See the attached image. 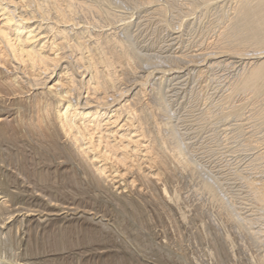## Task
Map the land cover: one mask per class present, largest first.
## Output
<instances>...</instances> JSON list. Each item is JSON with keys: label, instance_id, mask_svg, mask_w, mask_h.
I'll use <instances>...</instances> for the list:
<instances>
[{"label": "bare ground", "instance_id": "1", "mask_svg": "<svg viewBox=\"0 0 264 264\" xmlns=\"http://www.w3.org/2000/svg\"><path fill=\"white\" fill-rule=\"evenodd\" d=\"M139 1L170 39L136 43L115 0H0V264H264V104L229 111L257 152L231 169L250 214L187 155L170 107L174 82L216 69L237 72L228 98L264 102V0ZM211 11L216 39L189 51L180 30Z\"/></svg>", "mask_w": 264, "mask_h": 264}, {"label": "rangeland", "instance_id": "2", "mask_svg": "<svg viewBox=\"0 0 264 264\" xmlns=\"http://www.w3.org/2000/svg\"><path fill=\"white\" fill-rule=\"evenodd\" d=\"M116 2L118 0H115ZM121 1V2H119ZM117 3L115 2V10L118 14L122 15L123 13L122 12H125V17H128L129 15V18L131 17L133 22H134V26L132 27V32L135 33L133 34L134 36V39L135 37L137 39H135L136 43L138 41V43L142 46L144 45H153V43H156V42H159L161 40V38L166 37L169 38L172 33H167L165 30H162L163 29V25L160 23L159 25V22L158 20L155 21V19L153 18H144V14H142L141 16L143 17L142 19L140 18L139 16V13L138 12V8H137V3L139 4L140 1L139 0H119ZM136 1V2H135ZM119 3V4H118ZM131 4V5H130ZM136 4V5H135ZM235 4H231L229 3L227 5V9L230 8V7H234ZM117 7V8H116ZM122 7V9H120ZM136 7V9H135ZM137 10V11H136ZM215 11H211L209 13V15L207 14V16H203L201 17V19L203 21H198V23L191 27L190 29L188 28L187 30L186 29H181L180 32L181 34L185 33V36L183 34V38L185 37L187 41L186 43V46H188V44L190 45L189 47H187V49L190 51V50H194L196 49V41H198L199 39H204V40H208L210 38V40H208V42L210 41H214L216 39V30H214L212 28V26L214 27L216 23H214V20L216 21L217 19V16L215 14H213ZM135 14V15H134ZM131 15V16H130ZM211 15V16H210ZM134 17V19H133ZM169 19L166 18V20L168 21H172L174 23H176V20L173 19L172 15H168ZM143 21H141V20ZM147 21H146V20ZM152 21H151V20ZM214 19V20H213ZM136 20V21H135ZM138 20V21H137ZM149 20V21H148ZM141 21V22H140ZM146 21V23H145ZM213 21V23H212ZM139 22V23H138ZM202 22V23H201ZM149 23V24H148ZM158 23V24H157ZM211 25H210V24ZM137 24V25H136ZM138 24H141L140 26H138ZM146 24V25H145ZM200 24V25H198ZM138 26V27H137ZM146 26V27H145ZM158 26V27H157ZM206 28H205V27ZM209 26V28H208ZM134 28V29H133ZM139 28V29H138ZM211 28V29H210ZM141 29V30H140ZM211 30V33H210V30ZM137 30V31H136ZM143 30V31H142ZM214 30V31H213ZM140 31V32H139ZM179 31V30H176V32ZM184 31V32H183ZM191 31V32H190ZM206 32V33H204ZM208 32V33H207ZM202 34V36H201ZM208 34V35H207ZM213 36H212V35ZM215 34V35H214ZM169 36V37H168ZM175 36V35H174ZM176 36H178V34H176ZM188 36V37H187ZM211 36V37H209ZM140 38V39H139ZM153 38V39H152ZM171 38V37H170ZM169 38V39H170ZM191 38V39H190ZM215 38V39H214ZM139 39V40H138ZM193 39V40H192ZM195 42V45H194V42L192 43L191 41ZM154 41V42H153ZM144 43V44H143ZM214 43V42H213ZM146 45V46H147ZM235 69H232L231 71L230 70H222L221 69H216L215 71H213L210 76H209V79L210 80L208 82V80H204V82L202 83H199L197 82L196 84V81H190V82H185L183 81L182 83V80H180L177 84L176 82H174V84L176 86H174L173 84L171 86H173L174 88H172L170 86V89H172V95L174 96L172 98V102H171V110H172V114L173 115H176V116H173L172 115V120L174 121V124H176L177 122V128L178 130H181L180 131V134H181V137H183V142L185 140V142L187 141V143L184 144L186 145V152H187V148L189 146L190 149H189V153L192 152V155L193 156V160L195 162H197L198 164L200 163L201 166H202V169L204 171V168L206 169V173L205 175H208L207 178H210V175L213 176L214 179L218 180L219 181V184L222 185L221 188H220V192H222L224 194V196H228L231 198H228L227 199H232L233 197V201H235L239 207H243V208H246L243 212H246L248 214H250L251 212H249V208L252 207V206H247L248 202L249 204L251 203V201H247L246 199H248V196L245 197L247 195V193L245 194L243 191H247V189L244 188V186L242 185L241 181H239L237 178H235L232 174V170H234V168H239V169H242L244 171H248L250 172L249 169V163L250 160L249 158H253V155L256 154L257 152H252V151H248V149H242L243 147V144L242 143V140L244 141V137H240V140L239 139H233L234 136L236 134V127L237 125L241 122L240 120H238L235 116L233 115H230V112H231V107H233V105H247L246 103L250 104L244 108H246L244 110L245 112V115L246 117H250L252 114H254L255 110L259 109V107L261 106L260 104H264V102H261V103H256L257 101L255 100L254 101V98L252 99V96H248L246 94H236L233 95V96H230V98H228V94H230V92L227 91L228 87L230 86V84L235 80V74H237V72L233 71ZM233 73V75H232ZM226 76V77H225ZM214 77H216L214 79ZM211 78V79H210ZM218 78V79H217ZM214 79V80H212ZM232 80V81H231ZM214 81V82H213ZM230 82V83H229ZM190 83V84H189ZM192 83V84H191ZM229 83V84H228ZM183 84H188V86L186 85H183ZM207 84V85H206ZM199 85V87H198ZM206 87H204V86ZM214 85V86H213ZM216 85V86H215ZM229 85V86H228ZM183 86V87H182ZM202 86L204 87V89L202 88ZM210 87V88H209ZM214 87V88H213ZM220 87V88H219ZM182 88V89H180ZM194 88V89H193ZM207 88V89H206ZM186 89V90H185ZM193 89V90H192ZM206 89V90H205ZM216 89V90H215ZM225 89V90H224ZM186 91V92H185ZM227 91V92H226ZM204 92V93H203ZM211 92V93H210ZM207 93V94H206ZM176 94V96H175ZM171 95V93H170ZM180 95V96H179ZM215 95V96H214ZM226 95V96H225ZM190 97V98H188ZM225 97V98H224ZM227 97V98H226ZM243 97V99H242ZM177 101H175V99ZM202 98V100H201ZM204 98V99H203ZM206 98V99H205ZM241 98V99H240ZM247 98V99H246ZM264 98V96L262 97ZM261 98V100H262ZM225 99V100H224ZM230 99H232L230 101ZM251 99V100H249ZM196 100V101H195ZM228 100V103L230 102V106L228 105H224V103L227 104V101ZM247 100V101H246ZM182 101V102H181ZM184 101V102H183ZM225 101V102H224ZM242 101V102H241ZM251 101V103H250ZM254 101V102H253ZM264 101V99H263ZM174 102V103H173ZM197 102V103H196ZM218 102V103H217ZM178 103V104H177ZM255 103V104H253ZM217 104V105H216ZM233 104V105H232ZM224 107H223V106ZM179 106V107H178ZM251 106H253L251 108ZM257 106H259L257 108ZM175 107V108H174ZM185 107V108H184ZM197 107V108H196ZM173 108V109H172ZM193 108V109H192ZM210 110H209V109ZM228 108V109H227ZM248 108V109H247ZM257 108V109H256ZM175 109V110H174ZM194 110V111H193ZM228 110V111H227ZM250 110V111H248ZM253 112H252V111ZM174 111V112H173ZM178 111V113H177ZM221 111V112H220ZM230 111V112H229ZM223 112V113H222ZM225 112H226V115H225ZM252 112V114H251ZM220 113V114H219ZM216 114V115H215ZM218 114V115H217ZM229 114V115H228ZM248 114V115H247ZM178 115V117H177ZM181 115V116H180ZM198 115V116H197ZM223 115V116H222ZM250 115V116H249ZM200 116V117H199ZM211 116V117H210ZM218 116V117H217ZM226 116V117H225ZM229 116V117H228ZM232 116V118H231ZM174 117V118H173ZM182 117V118H181ZM203 117V118H202ZM224 117V118H223ZM194 118V119H193ZM197 118V119H196ZM220 118V119H219ZM223 118V119H222ZM227 118V119H226ZM212 119V120H211ZM230 119V121H229ZM232 119V120H231ZM237 119V120H235ZM179 120V121H178ZM181 120V121H180ZM191 120V121H190ZM194 120V121H193ZM222 122H220V121ZM226 120V121H225ZM234 120V121H233ZM176 121V122H175ZM225 121V122H224ZM232 121V122H231ZM252 121V120H251ZM250 120H247L244 122V131L246 130L247 132H250L249 130L251 129H254V128H257V127H254V125H256V123L254 124V120L252 121V123H249L251 122ZM182 122V123H180ZM210 122V123H209ZM229 122V123H228ZM206 123V125H205ZM213 123V124H212ZM217 123V124H216ZM222 123V124H221ZM180 124V125H179ZM211 126H210V125ZM237 124V125H236ZM250 124V125H247ZM190 125V126H189ZM223 125V126H222ZM229 126V127H228ZM231 126V127H230ZM233 126V127H232ZM249 126L251 128H249ZM254 127V128H253ZM196 128V129H195ZM214 128V129H213ZM226 130H224V129ZM233 128L234 129V132H233ZM236 128V129H235ZM184 129V130H183ZM200 129V130H199ZM220 129V130H219ZM187 130V131H186ZM191 130V131H190ZM195 130V132H194ZM231 130V131H230ZM255 130V129H254ZM226 133H225V132ZM245 131V133H247ZM183 132V133H182ZM216 132V133H215ZM258 130H255L254 133H256L257 135H255V138H261L262 135L261 133H257ZM185 133V135H184ZM189 133V134H188ZM199 133V134H198ZM222 134V135H221ZM233 134V135H232ZM214 135V136H213ZM186 136V137H185ZM198 136V137H197ZM185 137V138H184ZM232 137V138H231ZM242 138V139H241ZM216 139V140H215ZM228 140V141H227ZM202 141V142H201ZM238 141V142H237ZM190 142V143H189ZM194 142V143H193ZM237 142V144H236ZM241 142V143H239ZM202 144V146H201ZM234 144V145H233ZM231 145V146H230ZM239 145V146H237ZM188 146V147H187ZM214 146V147H213ZM224 149H223V147ZM233 146V147H232ZM236 146V147H234ZM206 147V149H205ZM198 148V149H197ZM236 148H238L237 151ZM244 148V147H243ZM226 149V151H225ZM229 149V150H228ZM241 149V150H240ZM207 150V151H206ZM209 150V151H208ZM224 152H223V151ZM196 151V152H195ZM218 151V152H217ZM242 151V152H241ZM247 153H246V152ZM253 151H256V150H253ZM188 152H187V155H188ZM228 152V153H227ZM240 152V153H239ZM249 152V153H248ZM252 152V153H251ZM206 153V154H205ZM220 153V154H219ZM230 153V154H229ZM200 154V155H199ZM222 154V155H221ZM228 154H229V157H228ZM237 154V155H236ZM245 156H244V155ZM250 154V155H249ZM251 154L252 157H251ZM190 157H192L191 154H189ZM212 155V156H211ZM235 155V156H234ZM222 156V157H220ZM225 156V157H224ZM209 157V158H208ZM248 157V159H247ZM202 158V159H201ZM234 158V159H233ZM247 159V161H246ZM197 160V161H196ZM240 160V161H239ZM200 161V162H199ZM207 161V162H206ZM233 161V163H232ZM223 162V163H222ZM239 162V163H238ZM244 164H243V163ZM203 163V164H202ZM199 164V165H200ZM246 165V166H245ZM204 166V167H203ZM209 166V167H208ZM215 166V167H214ZM239 166V167H238ZM211 170V171H209ZM220 170V171H218ZM208 171V173H207ZM215 172V174H214ZM211 173V174H210ZM215 175V177H214ZM231 175V176H230ZM211 176L210 179H213ZM221 176H225L224 177V180L223 177ZM231 178V180L229 181V179ZM219 178V179H218ZM221 178V180H220ZM227 180V181H226ZM236 181V182H235ZM227 183V185L224 183ZM229 182V183H228ZM233 184H232V183ZM232 185H231V184ZM235 183V184H234ZM242 185V187H241ZM225 186V187H224ZM235 186V187H234ZM240 188H239V187ZM228 187V188H227ZM226 188L227 190L229 191H226ZM225 189V191H224ZM242 189H244L242 191ZM222 190V191H221ZM236 190V191H235ZM238 190V191H237ZM241 190V191H239ZM232 191H234L232 193ZM226 192V193H225ZM236 192V193H235ZM221 193V194H222ZM229 193V194H228ZM232 193V195H231ZM239 193V194H237ZM243 193V194H242ZM222 194V195H223ZM228 194V195H227ZM241 198H244V200L242 199V201L240 200L241 198H239L237 195ZM242 194V195H241ZM230 195V196H229ZM234 195V196H233ZM244 195V196H243ZM236 197V198H235ZM238 197V198H237ZM194 199V196L192 197ZM191 198V200L194 202L196 201L195 199L193 200ZM250 200V198L248 199ZM232 201V200H231ZM239 201V202H238ZM247 201V203H245ZM236 204V205H237ZM245 204V205H244ZM252 204V203H251ZM246 206V207H245ZM248 207V208H247ZM249 209V210H248ZM247 214V215H248Z\"/></svg>", "mask_w": 264, "mask_h": 264}]
</instances>
